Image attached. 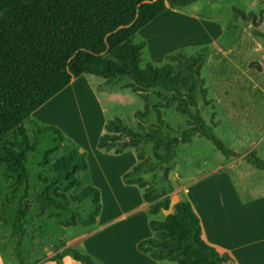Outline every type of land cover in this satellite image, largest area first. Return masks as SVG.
I'll use <instances>...</instances> for the list:
<instances>
[{
	"label": "trees",
	"instance_id": "16d2710c",
	"mask_svg": "<svg viewBox=\"0 0 264 264\" xmlns=\"http://www.w3.org/2000/svg\"><path fill=\"white\" fill-rule=\"evenodd\" d=\"M166 10L165 0H0V176L13 180L0 210L6 225V204L16 203L18 194L23 192L17 201L11 235L19 264H27L22 245L32 205L29 159L39 148L40 136L56 135L57 142L46 150L42 163L54 177L39 176L44 188L35 201L43 210L56 208L68 212L72 203L81 205L91 198L88 219L72 216L62 224L64 227L93 225L102 211L100 189L92 185L82 187L80 174L88 169L86 155L74 148L55 157L65 142L62 131L31 119L34 112L81 76L100 77L107 85L130 80L127 88L145 102L144 111L137 113L140 119L148 118L152 110L157 115L155 127L144 129L139 124V130L127 126L119 117L109 119L97 143L99 150L115 155L131 147L135 149L138 163L123 174L122 180L142 190L149 215H158L171 207L174 187L170 164L179 146L200 136L212 142L226 158L237 155L215 134L216 123L213 127L206 123L198 104L196 94L205 84L202 70L207 47L197 54L187 55L182 50L169 54L162 66L152 62L142 65L147 42L138 40L139 32ZM233 11L253 24L255 36L264 38V32L258 30L263 20L257 14L237 8ZM151 91L161 103L151 105ZM201 91L205 105L210 106L207 88ZM162 109H174L188 116L189 127L179 131V136L166 133L165 128L175 130L163 118ZM29 123L32 130L27 127ZM142 143L152 144L154 164ZM245 159L264 171V160L256 151L249 152ZM159 171L165 182L162 190H156L155 184L143 177ZM174 208V213L164 220L149 221L154 235L138 242L139 252L155 261L175 264H235L229 253L219 252L203 239L200 217L189 201L179 202ZM66 257L80 264H101L75 248L63 249L52 261L61 264Z\"/></svg>",
	"mask_w": 264,
	"mask_h": 264
},
{
	"label": "rangeland",
	"instance_id": "374dc122",
	"mask_svg": "<svg viewBox=\"0 0 264 264\" xmlns=\"http://www.w3.org/2000/svg\"><path fill=\"white\" fill-rule=\"evenodd\" d=\"M195 5L199 6L201 11L197 12L191 5L188 8L193 10L191 12L201 13L199 16L196 15L198 19L167 17L153 27L156 37L146 48L142 65L147 62L157 66L164 65L167 63L163 57L165 53H177L175 49L179 43L196 35L202 34L203 39L218 36L216 42L223 46L204 62L202 75L205 84L196 94L198 104L206 123L212 127L216 123L215 134L227 147L238 153L233 159L236 164H241L240 169H229L227 174L234 177L236 173L241 172L242 176L247 175L250 184L253 183L251 187L259 183L262 184L259 189L263 190L264 171L253 167L245 156L251 151H256L258 157L264 160V38L255 36L253 24L237 16L233 9L257 14L258 19L263 20L258 30L264 32V0H217L211 7L199 1ZM189 9H184L185 13L193 15ZM138 40L147 42L141 34ZM182 51L191 55L199 53L201 49L193 47ZM74 82L63 93L56 95L41 111L40 116L46 123L36 118L34 120L40 125L59 128L65 136V142L55 157L78 146L86 148L85 153L92 167L90 172L80 174L82 187L92 185L101 190L106 212L102 222L90 226L78 224L64 227L62 224L71 220L72 216L78 220L88 219L92 212L91 198L81 205L72 203L71 211L68 212L56 208L43 210L42 205L35 201L36 195L44 188L39 176L42 174L51 179L54 177L49 168H44L42 163L46 150L57 142L56 135L40 136L39 148L29 159L31 176L29 198L32 205L25 223L27 235L22 245L26 263L57 264L52 258L58 252L65 248H75L101 264H155V261L147 254L140 253L136 247L137 240L139 242L153 234L149 228V221L154 217L149 220L150 215L144 209L141 189L135 184L124 183L120 176L125 167L121 168L120 163L122 160H130V155L123 159L119 155L101 151L97 148L95 139L98 134L102 135L105 132L104 125L109 119L119 117L127 126L139 130V124L143 125L144 129L155 127L158 124L157 115L152 110L148 118L140 119L137 113L144 111L145 102L138 94L127 88L130 80L107 85L100 77L83 75ZM203 88L208 90L207 98L212 102L210 106H206L203 101L201 91ZM149 96L152 106L161 103L155 92L151 91ZM162 112L163 118L175 130L172 132L165 128L166 133L179 136V131L189 127L188 116L179 114L174 109H162ZM27 127L33 129L30 123ZM30 136L34 138L33 131L30 132ZM197 139L199 140L193 145L180 146L178 156L172 162L174 184L179 185L181 175L184 179L182 183L187 189V192H184H189L192 200L202 205L203 212L205 211L219 228L215 229L213 234L217 241L229 245L237 241L254 243L264 238V222H259L255 218V212H259V208L255 205L258 197L253 192L248 198V216L237 220L235 217H238L242 210L235 205L228 208L221 195L226 193L224 188L209 178L210 175L216 174L204 175L197 185L198 182L195 181L197 178L193 176L200 166L212 167L222 162L227 165L233 160L231 157L226 158L206 138ZM141 146L154 164L152 144L142 143ZM162 176L163 173L160 171L155 174H143L149 184H155L156 190L165 187ZM12 186L13 180L0 176V209ZM22 194L23 192L18 194L16 203L6 204L5 219L8 222L6 225L1 219L0 210V264H19L14 255L11 235L17 201ZM102 213L103 211L100 216ZM111 215L110 220H113L104 226L106 219ZM122 215L126 217L123 218ZM88 235L91 236L80 242ZM255 249L254 253L259 251L258 255L264 258V244ZM244 253L248 255L249 250ZM61 264L80 263L66 257Z\"/></svg>",
	"mask_w": 264,
	"mask_h": 264
},
{
	"label": "crops",
	"instance_id": "0c3cea01",
	"mask_svg": "<svg viewBox=\"0 0 264 264\" xmlns=\"http://www.w3.org/2000/svg\"><path fill=\"white\" fill-rule=\"evenodd\" d=\"M199 1L203 2V4H205L206 6H209V7L213 6L217 2V0H165L166 5H167V10L165 12H163L160 16H158L154 21L149 23L146 27H144L139 32V34L143 35V37L147 40V42H148L147 47L152 44V41H154V39L156 37V33H154L155 31L152 30L153 27L155 25H157V23H159L160 21H163L165 18L172 17V18H177V19L183 18V19H190V20L198 19L199 17L197 18L196 15L199 16V14H201V13H197V12L201 11V9L199 6L195 5V3L199 2ZM190 5L192 7H194V10H197V12H191L193 10L188 8V7H190ZM184 9L185 10L189 9L193 15H189V14L185 13L186 11ZM192 16L194 18H192ZM217 37L218 36L213 37V39H209V38L203 39L204 37L202 36V34H199V35H196L194 38L187 39V40L182 41V43H179L177 45L175 51H177V52H178V50H185L186 51V49L193 48V47H196V49H202L204 47H207L209 49V51H208L209 54L207 55V57L210 58V56L215 54V52L220 51L221 47L223 46L222 44H220V43L218 44L216 42ZM166 54L169 55L170 53H165L163 55V57H165V59L167 56ZM51 101L52 100H50L48 103H46L44 106H42L36 112H34L32 114L31 119L34 120V118H36L39 121L46 123L41 118L40 113L44 108H46V106H48L51 103ZM214 128H216V127H214ZM99 137H100V134H98L96 136V139H95L96 146H97ZM197 138H200V137L199 136L194 137L192 143H189L188 145H193L197 140H199ZM206 142H208V141H206ZM185 145H187V144H185ZM77 148L79 149V151L81 153H84L86 155V153H85L87 151L86 148L81 147V146H78ZM179 148H180V146H179ZM179 148L177 151V156H178ZM134 151H135V149L131 147V148H128L123 154L119 155L123 159H126L128 157V155H130V160H127V161L122 160V162L120 163L121 168L123 166H125L121 171V174H120L121 177L123 176L124 173L130 171L138 163L136 151L135 152ZM231 158L233 159V157H231ZM86 159L88 160L87 155H86ZM88 163L89 164H88L87 172H90L92 166H91L89 160H88ZM172 165H173V163L170 164L171 167H172ZM240 165L241 164H236L235 160L233 159L232 162L230 164H227V165L222 162V163L217 164V165L212 166V167H211V165L209 167H207L206 165L200 166L196 170L197 171L195 173L196 175H194L193 177L197 178V179H195V181H197L198 182L197 185H199L200 178H202L204 175L216 174V175H210L209 178L214 180L215 181L214 183H217L219 186H222L224 188L226 193L221 194V195L223 196L225 203H227L228 208L235 205L236 208H239L240 210H242V212H240L239 216L235 217L237 220H239V218H242L244 216L245 217L248 216V214H247V209L249 208V207H247L249 205L248 198H249L250 194H252V192H253L256 195V197H258V200L256 201L255 205L259 208V212H257V211L255 212V214H256L255 218L258 219L259 222H264V220H263L264 219V189L263 190L259 189L262 184L257 183L254 186H256V187L258 186V187L253 188L254 186L251 187V185H253V183L250 184V181L247 179V175H246V177H244L241 175V172H240V173H236L234 175V177H232L229 174H227V171L229 169H233V168L235 170H237L238 168L240 169V167H241ZM173 170H174V168L172 167L171 172H170V180H171L172 185L174 187V193L171 195V207L168 211L162 210L158 215H155V216L150 215L149 220L151 217H154V219H158V220H164L167 215L174 213V211H175L174 206L177 203L189 201L192 204L197 215L200 217L201 224H202V237L208 244L214 246L218 251L220 250L219 252H221V253H225V252L229 253L230 256H232V258L235 260V264H264V258L262 257V255H258L259 251L254 253V251H256L255 247H259V246H262L264 244V238H260L257 241H255L254 243L252 241H249V242L237 241V242H234V243L229 244V245H225V244L217 241L213 237V234L215 233V229L219 230V228L216 227L217 225L214 222H212L211 219L205 214V211L203 212V210L201 209L202 205L200 206L197 201H193L192 196L189 192L186 193L187 189H185V187H184L185 185L182 183L184 179L181 175L179 178V181H180L179 185H181V186H179V185L176 186L174 184V182L172 181L173 175H174V173L172 172ZM218 173H220V175H218ZM197 175H200L201 177L197 176ZM245 185H246V187H245ZM129 187H131V186H129ZM250 188H252L251 191L249 190ZM184 191H186V192H184ZM141 194H142V190H141ZM101 201H102L103 213H102V216H100L101 215L100 214L99 217L97 218V221H96L97 223L99 221L102 222L103 216L106 212L105 202H104V199L102 200V197H101ZM143 205H144V201H143ZM144 209L145 210L148 209L146 204L144 205ZM160 216H162V218H157ZM111 217H112V215L108 216L104 226H106L107 224L110 223V221L113 220V219L110 220ZM122 217L125 218L126 215H122ZM218 232H220V231H218ZM153 235L154 234L149 235L147 238L153 237ZM90 236L91 235H88L84 239L80 240V242L87 240ZM80 242H78V243H80ZM136 243H138V240L136 241ZM136 247H137V244H136ZM246 250L247 251L249 250L248 255H244L245 254L244 251H246ZM143 254H145V253H143ZM153 261H155V260H153ZM105 262L109 263V261H105ZM155 262H156L155 264H166L169 261H155Z\"/></svg>",
	"mask_w": 264,
	"mask_h": 264
}]
</instances>
